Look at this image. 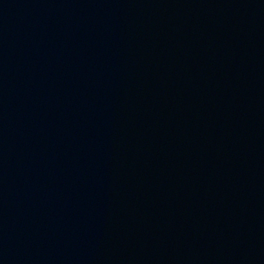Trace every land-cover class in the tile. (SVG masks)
Instances as JSON below:
<instances>
[{"label": "water", "instance_id": "water-1", "mask_svg": "<svg viewBox=\"0 0 264 264\" xmlns=\"http://www.w3.org/2000/svg\"><path fill=\"white\" fill-rule=\"evenodd\" d=\"M0 264H264V0H0Z\"/></svg>", "mask_w": 264, "mask_h": 264}]
</instances>
